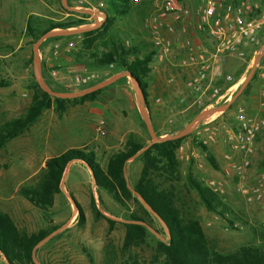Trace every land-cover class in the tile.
Instances as JSON below:
<instances>
[{
	"label": "rangeland",
	"instance_id": "374dc122",
	"mask_svg": "<svg viewBox=\"0 0 264 264\" xmlns=\"http://www.w3.org/2000/svg\"><path fill=\"white\" fill-rule=\"evenodd\" d=\"M159 1L161 0H156V6H151L148 9L142 5V2L131 3L130 15L120 20L119 23L117 22L121 28L128 29L135 40L136 37L140 38V42H143L146 50L153 49L143 22L159 5ZM184 1L180 0L179 2L183 4ZM2 2L7 5L6 13L0 16V79L7 82L8 86L0 88V125L5 121L20 117L25 112L31 99L32 91L29 84L31 77L39 88L43 86L56 90L55 93L71 95L91 88L85 87L92 83H96L93 85L96 86L117 76L125 75V73H116L114 69L107 68L86 85L75 84V78H84L85 74L74 69L71 58L66 54L80 46V37L74 35L39 47L40 42L36 47L37 41L29 43V38L24 36V32L22 35L19 27L22 11L35 9L31 5H27L29 0H23L27 6L18 8L16 14L8 1L3 0ZM60 5L59 3L55 18L64 21L67 19L76 20L79 17L80 14L76 13L74 8L67 7L65 3V10H63ZM79 11L83 12L82 9ZM11 18H14L16 24L12 26V29H9ZM91 22L92 20L86 23ZM96 26L97 23L90 27L82 26L58 33L75 32ZM133 37L126 38L125 42L128 45L135 43ZM258 41L259 49H261L264 46V36ZM153 51L156 54L157 51ZM256 57L253 59L248 52L240 60L229 58L225 61L224 71H220V75H228L233 81H236L242 74L243 79L232 91L227 101L219 100L203 112L217 118L218 131L213 141L205 146L206 154L213 158L216 168L206 162L205 153L196 150V144L190 133L194 121L183 128L186 121L200 114L201 108L193 105L190 99L187 100L184 108L189 104L191 107L184 113L171 118H162V130L158 134H173L157 137V133H150V130L145 127L147 117L144 105L140 112L137 110L119 111V108L122 107L117 100L118 96H123V93L131 92L129 96L131 104L133 106L138 104L136 96L133 95L134 89H130L132 87L129 79L126 83L111 86L102 91L93 100L95 102L92 101L93 103L85 101L67 103L63 113L60 114H56L52 108L43 111L27 132L6 143L0 149V212L8 215L17 229L26 234L47 229L49 226L57 227L34 248L33 264H40V262L48 264H122L126 258V254L120 250L123 234L122 224L129 214L137 215L148 223L147 245L151 246L155 240H164L162 233H165V229L139 197L132 195L140 207L132 200H128L124 203L125 209H122L104 192H100V204L89 173L76 163H68L65 166L59 184L60 194L54 196L46 217H43L39 210L18 195L19 188L32 184L47 159L64 152L75 141L81 142V140H84L85 147L77 150L93 152L96 162L103 169L109 155L121 149L129 136L134 142L144 147L153 142L152 138L165 139L181 134L182 140L176 150L179 180L171 184L161 183V187L173 195V204L180 210L182 217L197 220L206 239L219 253L232 252L240 245L259 246L264 244V180H260V177L264 176V129L255 139L250 166L240 177L230 171V161L225 159L228 152L230 153L226 137L235 116L242 112V115L249 120L264 119V107L259 106L261 99L258 95L259 90H264V80L258 79L256 76L251 79L252 75H255L254 60L263 61L264 56L261 54L259 58ZM29 59L32 60L30 64L27 63ZM248 75L249 79L247 80ZM245 82L244 88L233 100L234 95ZM217 85L220 86L221 83L219 82ZM246 86L247 89L244 93ZM250 89L253 94H248ZM91 103L104 107L106 115L95 116L90 113ZM220 109L223 110L218 113ZM98 121L102 122L101 133L96 131ZM74 125L77 126L79 133L83 132L82 136L75 134ZM140 152L133 158H136ZM190 153H194L196 158L190 157ZM139 170L140 163L137 159L126 163L124 178L128 188L131 183L136 181ZM187 174H190L205 187L213 182L214 187L218 190L215 194L216 197L228 210L225 217L231 221V227L221 218L203 208L196 194L186 186L185 177ZM160 182L158 183L160 184ZM237 185L247 188L260 185V200L245 203L235 193ZM68 195L80 208L83 217L81 224L78 222L77 209L71 204ZM91 196L94 199L98 215H95L90 208ZM141 208L148 212L147 216L143 215ZM106 220H111L113 225L109 226ZM147 245L133 251L143 264L150 259L151 252Z\"/></svg>",
	"mask_w": 264,
	"mask_h": 264
},
{
	"label": "trees",
	"instance_id": "16d2710c",
	"mask_svg": "<svg viewBox=\"0 0 264 264\" xmlns=\"http://www.w3.org/2000/svg\"><path fill=\"white\" fill-rule=\"evenodd\" d=\"M100 1L103 4L102 22L97 28L76 34L80 37V46L68 51L66 55L84 68L107 69L112 66L111 69H114L116 73H125L138 88L146 108L145 78L149 72L148 64L152 53L145 50L140 41L126 46V38H131L132 35L128 29L121 28L117 24L130 15L131 0ZM260 1L264 5V0ZM85 17L79 15L76 20L67 19L53 23L30 15L25 23L24 36L29 38V43L32 44L52 30L67 31L80 27L83 24L82 18ZM65 38L69 36L58 35L47 38L40 43L39 47ZM31 62V59L27 61L28 64ZM254 76L252 75L251 79ZM127 79L126 76L121 77L105 88L76 99H57L43 92L31 77L29 82L32 91L31 99L25 112L20 117L10 119L0 125V149L12 139L27 132L43 111L52 108L56 114H60L63 113L67 103L92 102L102 91L111 86L123 84ZM95 84L92 83L85 88ZM6 86L8 83L0 79V88ZM49 90L56 92L54 89L49 88ZM181 140L182 138L165 140L143 147L129 136L121 149L109 155L103 169L96 162L93 152L68 149L47 159L32 184L19 188L18 195L39 210L43 217H46L54 196L60 194L59 184L65 166L70 162H77L88 171L100 204L99 193L104 192L116 205L125 209V201L132 200L138 204V201L132 198L134 194L165 229V233L162 231L164 240H155L149 246L146 244L148 223L137 215L129 214L122 224L120 250L126 254L122 264H143L133 251L146 245L151 253L149 261L145 264H264V244L240 245L226 254L217 252L206 239L198 221L182 217L180 210L173 204V195L161 187V183L171 184L179 180L176 150ZM196 147L201 153H205L206 162L216 168L213 158L206 154V147L201 144H197ZM138 152L140 154L133 158ZM133 159L139 161L140 170L136 181L128 188L124 178V169L126 163ZM159 181H161L160 184ZM185 183L196 194L207 212L221 218L229 227L232 226L231 221L225 217L228 210L214 193L192 178L190 174L186 175ZM70 199L77 209L78 222L81 224L83 217L80 208L74 203L72 197ZM89 205L93 213L98 215L92 196ZM138 206L140 207L139 204ZM142 212L143 215H148L146 210L142 209ZM106 222L109 226L113 225L111 220H106ZM56 228V226H49L47 229L26 234L17 229L8 215L0 212V255L6 264H33L34 248ZM40 264L48 263L40 262Z\"/></svg>",
	"mask_w": 264,
	"mask_h": 264
},
{
	"label": "built area",
	"instance_id": "2783aa9c",
	"mask_svg": "<svg viewBox=\"0 0 264 264\" xmlns=\"http://www.w3.org/2000/svg\"><path fill=\"white\" fill-rule=\"evenodd\" d=\"M74 9L80 10L82 6H92L93 12L103 20V4L100 0H69ZM180 0H162L160 4L144 19L143 27L148 32L152 49L156 55L168 52L170 42L164 38L162 32L174 34V24L183 21L186 11ZM137 4L139 0H131ZM194 16V30L201 36L202 45L192 44L184 39L182 47L187 53L195 54V69L185 82V90L190 96L192 104L199 108H210L219 100L227 101L240 81H233L230 76H220L221 84L228 85L224 90L210 83V74L218 69L228 58L242 59L248 52L255 59L260 51L259 39L264 36V5L260 0H194L192 7ZM125 45L128 44L125 42ZM254 72L258 79L264 80V60H254ZM109 69L112 66L108 67ZM93 76L75 78V84H87ZM167 84L174 82L173 74L166 78ZM260 107H264V94L260 96ZM159 98L154 103H159ZM181 101V100H180ZM215 117L207 115L195 122L191 127V136L194 143L206 146L212 142L218 128ZM264 129V119L249 120L239 112L232 121L227 133L228 152L225 159L230 161V171L240 177L250 166L254 153L256 137ZM98 133L102 132V122L96 126ZM198 152V148L196 149ZM200 152V151H199ZM190 157L196 158L194 153ZM264 180V176L260 177ZM207 188L214 194L218 191L213 182ZM235 193L245 203L260 200V185L244 187L237 185Z\"/></svg>",
	"mask_w": 264,
	"mask_h": 264
},
{
	"label": "crops",
	"instance_id": "0c3cea01",
	"mask_svg": "<svg viewBox=\"0 0 264 264\" xmlns=\"http://www.w3.org/2000/svg\"><path fill=\"white\" fill-rule=\"evenodd\" d=\"M2 1L3 0H0L1 2L0 16L6 13L5 9H6L7 4L5 5V3H3ZM6 1H8V4L14 8L15 14L18 12V8L25 5L23 0H6ZM161 1H159L158 4H160ZM140 2H142V5L146 7L147 9L151 8V6H156L155 5L156 0H139V3ZM59 3L61 4L60 6L63 10H65V3H66V6L68 4L67 7L74 8L73 4L69 0H29V3H27V5L28 6L31 5L35 9L22 11V19L20 21L21 23L19 26L21 28L22 35L25 30V23H26L27 17L30 15L46 20L48 22H53V23L59 22L60 20L54 17V15L57 14ZM193 4H194V0H185L184 3L182 4L183 9L186 11V14L184 15L183 21L181 23H177L173 25L174 27L173 35H168L165 32H162V34L164 35V38H167L170 42V48L168 52L162 55L160 54L156 55L153 50L149 49V52H151L152 55H151L150 62L148 64L149 72L145 78L146 93H147V107L146 108L144 107V109H145V115L147 117V123L145 124V127H147V129L150 130V133L158 134L159 131L162 130V124H163L162 118H168V117L171 118L172 116L174 117L178 114L184 113L186 109L191 107V105L189 104L187 107L184 108L185 102H187V100L189 99L190 100L192 99L190 98V96H188L187 91L185 90V82L189 78V76L194 72L195 54L187 53L186 50L182 47V42L184 38H187L190 40L192 44H197V45L203 44L201 36H199L194 30V16L192 12ZM92 6H94V4H91V7H88L87 5L81 7L83 12L73 9L74 11H76V13L86 16L85 18H82L83 24L80 27L82 26L90 27L97 23L96 27L87 28L85 30H91V29L97 28L98 25L102 22L101 18L97 17L96 14L93 12ZM90 20H92L91 23H86L87 21H90ZM15 24H16V21L14 20V18H11L10 23H9L10 25L9 29H12L13 28L12 26H14ZM69 30H73V29H69ZM58 32H61V31L52 30L48 33H58ZM71 35L76 36V34L63 35V36L70 37ZM133 38H134V41H137V42L141 41L140 38L136 37V40H135V37ZM142 43L143 42H141V44ZM142 45L144 46V44ZM258 54L256 58H259L261 54L262 56H264V46L260 49ZM71 60H72L74 69L77 70L81 74H85V76H93V77L96 76L97 77L98 74L103 73V70H106V69H95V68H87V67L84 68L78 65L77 63H75L72 58ZM220 71H224L223 65H221V67L218 69H213L212 73L210 74L211 84L217 85L219 82L220 83L222 82L220 80V76H221ZM169 74H173V77H174V82L172 84L166 83L165 78ZM241 76L238 77L237 79L240 82L243 79ZM225 86L226 84H221L219 87L222 88V90H224L228 85L226 87ZM131 87L132 88L130 89H134L133 95L136 96L135 98L138 104L136 106L134 105L135 107L131 104L129 100L130 99L129 96L131 95V92L130 93L126 92L125 94L123 93V96H118V100H117L119 101L122 107V108H119L120 109L119 111L137 110L138 112H140L143 110V107H142L143 101L140 95L138 94L137 88L132 83H131ZM251 90L252 89H250V92L248 94H253ZM261 94H264V90L258 91L259 97L261 96ZM161 95L163 96L162 98L160 97ZM155 98H159V100L161 98V102H160L161 104L154 103ZM180 100H182L181 103H180ZM92 103L89 106L90 113H92L93 115L95 114V116H105L106 115L104 107H100L99 104H92ZM206 109L208 108H202L199 111L200 114L203 113ZM141 115H143V112H141ZM199 115H196L192 119H189L188 121H186V123L183 125V128L191 124ZM73 131L75 132L76 135L77 134H79L80 136L83 135V132L82 134L79 133L76 125H74ZM167 135H170V134H166V133H163L160 135L158 134V137H164ZM83 147H85L84 140H81V142L75 141L71 145V147L67 148V150L68 149H81ZM129 161H132V160H129ZM73 163L81 165L85 169V167L82 164L77 163V162H70L69 164H73ZM70 197L71 196L68 195L70 202H72ZM0 263L6 264L1 255H0Z\"/></svg>",
	"mask_w": 264,
	"mask_h": 264
},
{
	"label": "water",
	"instance_id": "95a60500",
	"mask_svg": "<svg viewBox=\"0 0 264 264\" xmlns=\"http://www.w3.org/2000/svg\"><path fill=\"white\" fill-rule=\"evenodd\" d=\"M83 31H85V30H78V31H75V32H66V33H63V34H60V33H47V34L43 35L42 37H40V38L37 40V43H36L35 46L37 47L38 44H39L40 42H42L43 40H45V39H47V38L53 37V36H58V35H70V34H80V33H82ZM123 75H124V74H123ZM124 76L128 77V79L131 80L130 77L127 76L126 74H125ZM124 76H121V77H124ZM121 77H120V76H117V77L111 79L110 81H107V82L101 83V84L96 85V86H93V87H91V88H89V89H87V90H84V91L79 92V93H77V94H71V95H70V94H60V93H55V92H52L51 90H49L48 88L43 87V86L40 87V89H41L43 92L47 93L49 96L53 97V98H57V99H76V98H79V97L85 96V95H87V94H89V93L95 92V91H97V90H99V89H102V88L105 87L106 85H108V84L114 82L115 80H117L118 78H121ZM248 79H249V75H248V77H247V80H248ZM131 82H132V81H131ZM132 84L135 86V84H134L133 82H132ZM245 84H246V82H245V83L239 88V90L237 91V93L234 95L233 100H234V99L236 98V96L240 93V91L244 88ZM135 87H136V86H135ZM136 88H137V87H136ZM137 91H138V94L140 95V97L142 98V96H141V94H140L138 88H137ZM222 110H223V109H220L219 111H222ZM219 111H218V112H219ZM207 114H208V113H201V114H200V115L194 120V122L192 123V125H193L195 122L199 121L201 118L207 116ZM180 136H181V134H178V135H175V136H172V137H169V138H165V139H155V138H152V140H153L152 143H155V142H162V141H165V140H173V139L180 138ZM71 203H72V202H71ZM72 204H73V203H72Z\"/></svg>",
	"mask_w": 264,
	"mask_h": 264
}]
</instances>
